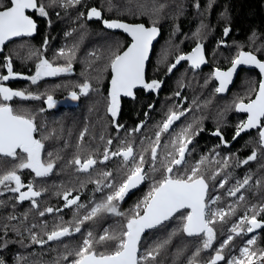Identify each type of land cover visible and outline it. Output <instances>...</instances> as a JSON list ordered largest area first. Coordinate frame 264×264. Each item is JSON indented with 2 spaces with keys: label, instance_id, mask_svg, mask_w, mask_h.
<instances>
[{
  "label": "trees",
  "instance_id": "16d2710c",
  "mask_svg": "<svg viewBox=\"0 0 264 264\" xmlns=\"http://www.w3.org/2000/svg\"><path fill=\"white\" fill-rule=\"evenodd\" d=\"M42 2L46 5L49 4V0H42ZM90 7L97 8L105 19L117 17L130 22H141L147 26L159 27L160 39L154 46V53L157 55L159 65L153 59L149 63L151 70L158 69L156 72H159V76L165 72L175 55L191 49L198 39L206 41L207 49H211V62L219 67L228 65L230 60L244 49L255 53L259 58H264V0H81V4L74 7H60L58 4L49 7L48 17H41L38 20L37 41L28 44H32L34 47L43 40V33L47 34L48 40L50 35L52 42L66 40L70 46L68 53L74 51L73 72L41 79L37 84L28 82L26 87L42 96L49 94L59 96L57 88L70 92L74 90L78 82L82 83L84 80L90 83L92 89L87 95L80 98L79 103L72 109V114L67 113L68 123L71 122L72 131L75 132L69 138L75 137V139L71 141L69 138L53 140L51 136L41 139L45 146L41 153L42 161L47 162L50 159L55 161L52 173L46 177L38 178L29 169L17 170V174L21 176L25 185L33 183L37 190H43L42 195L36 198L40 205L39 210L33 209L28 200L22 203L18 202V193L8 191L3 185H0V261L3 264H71L75 256L68 255L66 260L64 256L79 248L88 231L93 232L95 240L104 234L105 229L117 234L121 232L127 217L134 213L135 206L144 199L153 184L163 178L164 171L160 164V159L163 157H161L156 163H159V170L147 172L149 173L148 179L142 189L136 192L133 198L130 197L123 203L118 202V210L124 213V216L101 213L96 219L85 222L81 227V232L73 231V235L64 237L61 241H51L43 246L33 243L31 239L32 234L35 233L39 238L46 240L45 231L53 230L57 224L74 230L75 222L88 214L96 204L102 202L111 191L105 188L104 184L108 182L119 184L127 175V168L124 166L123 160L119 162L120 166L116 172L108 171L112 173V177L107 179L101 175L105 172V168L99 163L100 159L88 172L77 171L78 166L70 163L82 152L86 153V156L83 157L86 159L92 151H98L95 144L90 142V136L95 139V134L97 136L99 130L103 129L99 119L103 103L100 96L107 94L109 70L106 66L109 63L111 51L115 50L117 45H120L121 51L127 42V37L123 33L108 31L102 27L99 21L87 19L85 10ZM81 13L84 15L82 16ZM47 22L50 26L46 25ZM225 28H229L230 31L224 37ZM67 29L70 31L68 37L63 34ZM215 37H224L226 45L213 43ZM27 51L28 49L24 48V53H22L21 48L15 44L6 48L3 56L6 55L11 59L13 71L27 70V67H35L40 60L39 57H34L32 52L28 53ZM53 62L55 64L67 63V57L63 56ZM6 64V58L1 57L0 73H7ZM206 70L205 72H193L185 65L179 66L174 73L165 78L163 87L157 96L139 92L136 102L124 100L119 116L128 126L135 120H140L144 122V127L148 128L150 122L158 114L162 115L163 113L162 117H166L167 111H164V107L168 101L175 98L176 91L181 89L185 91L189 86L204 82L209 76L211 77V69ZM249 80L250 75L243 74L237 78L235 84L240 85ZM16 82L12 81L10 85L21 87L17 84L19 82ZM0 84L11 87L1 80ZM97 87H101L100 90H96ZM37 104L34 100H29L24 108H17L14 104L13 108L24 114L34 115ZM45 115L48 123L51 114L46 113ZM64 117H66L64 114L57 117L58 125L61 128L64 127L61 124V119ZM84 117L89 120L92 129L84 133L83 140H81L79 131L82 126L75 129ZM35 120L37 119L35 118ZM120 136L121 138L127 137V130L122 129ZM170 143L171 138L168 137V134H162L163 156L169 147L165 148L164 145ZM151 144L150 140L139 152ZM105 147L111 151V145L106 143L103 151ZM17 151L19 155H23L19 153V150ZM49 152L53 154L52 157L48 156ZM18 163L19 160L0 156V175L12 170ZM97 180L101 181L100 191L96 190L95 181ZM14 186V183L10 185V187ZM21 191H27V187L22 188ZM210 192V195L217 192L220 197V200L213 204V208L222 207L228 210V194L218 188L210 190ZM65 193L70 194L69 199L78 196L80 198L78 204H82L84 207L79 209L75 205L70 208L65 207L66 202L63 198ZM262 194L264 196V191ZM250 204V201L239 202L237 207L246 209ZM47 207L61 209V211L46 213L41 217L39 211ZM240 214H242L241 210L235 208V214L230 215L227 222H218L215 225L217 237L213 242V247L202 250L200 255L195 257L200 264H205L211 256L215 255L214 249L219 248L223 240L231 234L229 229L233 224H236ZM10 216H15L16 219L10 220ZM5 225H7V230H5ZM182 227L183 220L178 213L156 229L143 234L138 256H143L146 251L158 244H163V247L159 248V254L155 260H141L140 264H189L196 249L202 247V239L186 237ZM246 237L244 235L235 237L229 248L224 251L226 259L238 252ZM256 241L253 248H264V234L256 238ZM95 248L97 252L110 253L115 250V243L109 241L105 244H96ZM224 263V261L219 262V264Z\"/></svg>",
  "mask_w": 264,
  "mask_h": 264
},
{
  "label": "snow or ice",
  "instance_id": "6c2138e0",
  "mask_svg": "<svg viewBox=\"0 0 264 264\" xmlns=\"http://www.w3.org/2000/svg\"><path fill=\"white\" fill-rule=\"evenodd\" d=\"M57 4L60 7H74L81 4V0H49L48 5L43 3L42 0H7V4L4 3V0H0V46L14 37L32 36L35 33L37 25L32 16L28 14V10H33L41 17H48V8ZM161 7L163 6L161 5ZM81 15L83 16L84 14L81 13ZM101 16L102 13L95 7L91 8L87 13V17L90 20L94 17L100 19ZM103 24L108 29H122L123 32L131 37V43L125 50L120 51V45H117L115 50L111 51L109 63L106 66L111 72L107 112L115 121L120 110L121 96L133 97V90L138 86L146 90H155L161 87L162 82L160 81L152 80L150 83L145 81V62L148 59L152 41L158 35V29L155 26L146 27L142 23L129 24L119 20L105 19ZM229 31V28H225L224 35L227 36ZM46 44L47 41H45ZM57 56H66L67 63L65 65H57L46 58H41L36 65L35 75L22 78L30 79L32 84H36L45 77H56L61 74L71 73L74 51L66 53L64 49H61ZM181 61H189L193 68H199L206 63L203 45L197 43L190 54L179 55L175 63L168 67V72L176 68ZM231 64L232 66L227 71L216 69L213 73L214 78L219 81V86L215 89L217 93L226 91L239 65H254L261 74H264V61L260 60L252 52L240 51L231 61ZM5 66L7 67V75L0 76V80L8 81L10 78L20 76V74L13 71L10 58H7ZM76 87L79 92L73 90L69 93V98L72 101H78L81 95H87L91 89V85L88 82L76 85ZM176 95H179V92ZM14 97L36 100L41 98L40 95L13 90L0 84V156L19 160V163L14 165L12 170L0 175V185H3L8 191L18 193V202L22 203L28 200L31 202L33 209L39 210L40 205L36 198L42 195L43 190H37L33 183L25 185L21 176L17 174V170L29 169L36 177L42 178L52 173L55 161L51 159L47 162L42 161L41 153L45 146L41 139L35 138L34 134L38 131L35 116L24 114L14 109L8 103ZM45 103L48 109L55 108L57 105V101L50 94L47 95ZM235 109L238 112L246 113L247 119L237 126L233 139L239 137L242 132L256 128L259 129V143L264 148V79L259 82L255 98L247 103L241 100L235 104ZM40 111L43 112L45 109L42 108ZM186 111H190V109L169 111L167 118L160 126V130L155 133V140L150 145V160H147L144 155V152H148L149 149H144L137 155L132 143L121 141L123 146L111 152L108 147H105L103 159L100 163H104L112 157H122L123 164L127 168L126 178L119 184H114L113 182L105 183L104 187L111 191L102 202L96 204L88 214L75 222L74 230L57 224L53 230L45 231L46 240L39 238L37 234L33 233L31 236L33 243L43 246L51 241H61L64 237L73 235V231L75 233L81 232V227L85 222L96 219L101 213L124 216V213L118 210V202L123 201L130 190L137 188L148 179L145 169L146 163L149 164L150 171L156 172L159 170L156 167V163L159 158L158 149L161 147V135L162 133H167L172 125L185 115ZM115 126L117 130L123 127L119 124ZM142 126V124L138 125L132 131H140ZM200 131H203V129L193 130V125L188 124L171 140V148L173 150L168 151L160 159V164L164 171L163 178L156 181L144 199L135 206L134 213L127 217L121 232L117 234L105 229L104 234L100 235L98 240H95L93 232L88 231L79 248L65 255L64 259L66 260L68 255H74L75 259L72 260L71 264H140L141 260H155L159 254V248L163 247V244H158L151 250L146 251L143 256H138L142 235L147 229L162 225L179 213L183 220L182 231L189 237L202 239V247L197 248L193 258L189 260V264H200L195 257H198L202 250L213 247V242L217 237L215 225L218 222H227V218L235 214V208L231 205H229L228 210L222 207L216 209L211 207V205L220 200V197L209 196V184L205 175L201 173V166L207 162V157H202L190 169L185 167L187 163L186 154L190 151L189 145L192 144L193 138L199 135ZM213 134L219 136L222 143L226 144L219 128ZM83 137L84 133H81L80 139L83 140ZM47 138L44 137V139ZM103 139L104 137L101 136V140ZM112 143L111 139L107 140V145ZM164 147L167 148L168 145H164ZM17 150L23 155H19ZM52 155L51 152L48 153L49 157H52ZM256 158L257 154L253 151L242 163L247 164ZM227 160L228 158H225L223 161L225 168L228 166ZM70 163L78 166L77 171L88 172L94 168L97 160L89 155L83 161L80 157H76ZM216 163H220V161H216ZM101 175L105 179L112 177L111 172H103ZM219 175L220 173L217 171L213 173L210 179L215 180ZM250 180L251 176H248L243 181H238L235 187L228 189L227 194L236 196L241 189L249 185ZM13 183L15 186L10 187ZM95 183L97 184L96 190L100 191L101 181L97 180ZM227 183V178H224L220 181L219 187L224 188ZM256 184L259 186L260 181H257ZM24 187H27V191H21ZM69 195V193L64 194L65 207L70 208L73 205L77 209L84 207V205L78 204L80 199L78 196L69 199ZM244 199L243 195L239 197L241 201ZM54 211H61V209L47 207L39 211V215L43 217L46 213L51 214ZM251 211L253 213L251 216L245 214L240 218L239 223L233 224L229 229L231 234L223 240L219 248L214 249L215 255L211 256L205 264H219L221 261H224L225 264H264V248L257 249L252 247L257 243L255 236L249 238L245 245L240 248L239 257L226 259L224 254L225 249L229 248L235 237L254 233L257 229H264V219H258V216L264 213V206L259 210L253 206ZM9 219L15 220L16 217L10 216ZM5 230H7V225H5ZM109 241L115 243L114 251L110 253L96 251V244H105ZM0 264H3V262L0 261Z\"/></svg>",
  "mask_w": 264,
  "mask_h": 264
},
{
  "label": "flooded vegetation",
  "instance_id": "af4514ba",
  "mask_svg": "<svg viewBox=\"0 0 264 264\" xmlns=\"http://www.w3.org/2000/svg\"><path fill=\"white\" fill-rule=\"evenodd\" d=\"M4 3L7 4V0H4ZM91 8L93 7H90L87 10H85V17L87 19H88L87 13ZM28 14L32 16L33 20L35 21L37 25L35 33L32 36L16 37L14 39L9 40L3 46V51L0 54V59L1 57H3V59L6 58L7 60V56L6 55L3 56L4 52L6 48H9L10 46L15 45V44H17V46L21 48L22 53H24V48H27L28 49L27 52L28 53L32 52V55H34V57L37 56L39 57V59L46 58L51 62H53V60L55 59H61L63 57L62 56L61 58H59L57 56V53L61 49H64L65 52L68 53L70 46L69 44H67L66 40L64 42H58V41L52 42L50 40V35H49V40H48L47 34L45 35L44 33L42 34L43 40L38 42V44L34 45V47L32 46V44H28L36 40L37 33L39 30L38 20L41 19V16H39V14L34 12L33 10H28ZM107 19H121V18L107 17ZM91 20L99 21L100 24L102 25L100 19H97L94 17ZM121 20H125V19H121ZM46 25L50 26L49 22H47ZM69 33L70 31L69 29H67L63 34L64 36H67ZM116 33H121V32H116ZM224 37H215L213 43H218L222 46L226 45L225 44L226 41L224 40ZM159 39L160 37L155 41V43L153 44L151 48L150 57L147 63L145 81L149 83L152 80L160 81L162 82L161 87L155 90H146L143 87H140L134 90V96L131 98L121 96L120 110L114 121L111 115L107 112L108 93H109V79H108L107 94L100 96L102 97L103 103L101 104V112H100L99 119L102 122L101 126L103 125L102 126L103 129L99 130L97 136L95 134V139L94 137L90 136L91 137L90 142L95 144V146L98 148V151H92L90 155L93 156L96 160L100 159L99 160V163H100V161L103 159V153H104L103 147L107 143L108 139H111L113 141V143L111 144V151H116L117 148L123 146L121 144V141H124L126 143L133 144L135 154L141 153L139 151L142 150L150 140H151V143L155 140V133L160 130V126L162 125L163 121L167 118V115L170 110L181 111L185 109H190V111H186L185 115L182 116L180 120L176 121L172 125V127L169 129L167 133H162V134H168V137L171 138L172 140L176 136V134H178L188 124L193 125V130H197L200 128L203 129V131L199 132V135H196L193 138L192 144L189 145L190 151L189 153L186 154L187 163L185 167L190 169L192 166H195L197 162L201 160L202 157L208 158L207 162L201 166V173L205 175V178L209 184V196L211 197L218 196V193L214 192L212 195H210L211 193L210 190L213 191L215 190V188H218L227 194L228 189L235 187L238 181H243L245 177L251 176L249 185L241 189L240 192H238L236 196L228 195V199H229V201H227L228 207L229 205H231L234 208L240 209L242 212V214L238 216V219L236 221V223H239L240 218L243 217L245 214L249 216L253 214L251 211L253 206H255L257 210H259L262 206H264V196L262 194V191H264V148H262L259 143V134H258L259 129L254 128V129L242 132L239 137H236L235 139H233L237 126L242 121H245L247 119L246 113L236 111L235 104L240 102L241 100L247 103L249 102V100L255 98L256 92L258 90L259 82L261 80L260 74L255 69L240 68L235 77V80L233 81L232 85L227 89V91L223 93H217L215 89L219 85H218V81L214 78V75H213L214 69L215 68L226 69L231 64V61L238 55V53L241 50L236 54V56H234L230 60L228 65L219 67L217 65L212 64L213 62H211L212 61L211 60V49H207L206 41L198 39L196 41V44L191 49L181 54L175 55L172 61L170 62V64L168 65V67L172 63H175V60L179 55H182V54L185 55L191 52L196 47L197 43H203L204 45L203 47H204V52H205V58L207 61L204 66L196 69L191 66L189 61H181L176 66V68H174L171 72H168V67H167L165 72L159 76L158 75L159 72H156L158 70L157 68L154 70H151L149 67V63L152 61V59L155 63L158 64L157 55L156 53H154L155 51L154 46ZM45 41H47L46 45H45ZM129 42L130 40L127 37V42L125 46L121 49V51L128 45ZM65 64L66 63H61L57 65H65ZM181 65L182 66L185 65L188 69H190V71H193V72H201V71L205 72L206 69H207L206 71H209L211 69L212 75L211 77L209 76V78L204 82L197 81L198 84L189 86L187 90L185 91H183L182 89L180 91H176L174 94L175 98L173 100L168 101L167 105L164 107V111H167L166 117L164 118L162 117L163 113L162 115L158 114L156 117L153 118L152 122H150V124L148 125V128L144 127L145 126L144 122H141L140 120L139 121L135 120V122L131 123L130 126L126 125L122 121L121 117L119 116L124 100L126 101L133 100L134 102H136L137 95L139 92L157 96L163 87V82L165 78L167 76H170L172 73H174V71ZM73 68L74 66L72 63V72H73ZM108 70H109V78H110L111 72H110V69ZM35 71H36V65L35 67L33 66L27 67V70L20 69V70L14 71L15 73L20 74L19 77L10 78L8 81L1 80V82H4L10 85L12 81H17L19 83L17 82L16 83L18 85H21V87H12L10 85L11 86L10 88H12L13 90L24 91L26 93H32L34 95H40L41 98L39 100H36V99H21L19 97H14L8 103H10L12 107L14 104L17 108H20V109L24 108V106L29 103V100H34V102L38 103L37 108L34 109V113H33L34 114L33 116H35V118L37 119L35 120V123L37 125L38 131L34 134L36 139H42L47 136H51V139L53 140H60L61 138L68 139L69 136L74 134L75 132L73 133L72 131L71 122L68 123L67 113L72 114V109L76 107L80 99L78 101H72L69 98V93L71 91L66 92L65 90L63 91L60 88L58 90L57 88V91H59L58 92L59 96H55V95L53 96L54 99L57 101V105L55 108L48 109L45 103L47 96H42L40 93L30 91L26 87V85L28 82L32 83L31 80L22 78V77H31L35 75ZM243 74H246L247 76L250 75V80L240 85H236L235 82L237 78ZM4 75H7V73H0V76H4ZM61 75H64V74H61ZM45 78H49V77H45ZM84 82L85 81L82 80V83ZM82 83L78 82L76 85H79ZM4 86L9 87L8 85H4ZM100 88L101 87H97L96 90H100ZM91 89H92V86H91ZM74 90L79 92V89L76 86ZM177 92H179V95H176ZM82 96L83 95H81L80 98H82ZM42 108L45 109V111L41 112L40 109ZM46 113L51 114V117L48 123L46 120V115H45ZM61 114H64L66 116L61 119V124L64 126L63 128H61L58 125V119H57V117L60 116ZM116 124L122 125L123 127L117 130L115 126ZM141 124L143 126L140 129V131L138 132L132 131L138 125H141ZM79 127H81L79 131L80 134L86 133L88 130L92 129V127L89 125V120L86 117L83 118V120L80 122L79 126H77L75 130L79 129ZM218 128L220 132L222 133L223 139L224 141H226V144L222 143L221 138L219 136H216L213 134ZM122 129L127 130V137L121 138L120 134H121ZM101 136L104 137L103 140H101ZM73 139H75V137L69 138V141ZM168 146L169 147L167 148L166 153L168 151L173 150L171 148V143ZM145 149H149L148 152H144V155L146 157V155L148 154L146 159L150 160V146H147ZM253 151L256 152L257 158L255 160L249 161L247 164H243L242 161L247 159V157L250 156ZM158 153H159V158L164 157L161 147L158 149ZM84 156H86L85 152H82V154L77 155V157H80L82 161L85 160L83 159ZM225 158H228L227 160L228 166L226 168L223 166V161ZM121 160H122V157H112L108 161L104 163H100V164L105 168V172L112 170V172L114 173L118 170L120 166L119 162H121ZM216 161H220V163H216ZM156 167L157 168L159 167V163L156 164ZM145 169L149 173L152 172L149 170V164L147 163L145 164ZM217 171H219L220 175L217 176L215 180L210 179L213 173ZM149 173H147V175ZM224 178H227L228 183L225 185L224 188H220L219 183ZM146 180L143 182V184L140 187H138L134 192H132L127 198H125L123 201H120V203L125 202L130 197L133 198L134 194L138 192L140 189H142ZM257 181H260L259 186H257L256 184ZM241 195L245 197L243 201L239 200V197ZM244 201L251 202L248 208L243 209L242 207H237L239 202H244ZM211 207L213 208V205H211ZM213 209H216V208H213ZM258 219H264V213H261L260 216H258ZM262 230L263 229H257L254 233H247L246 235H244L247 237L245 239L244 244L241 245L240 247H243L246 241L253 236H255L256 238H259L262 234H264V230H263V233H262ZM186 237H189V236L186 235ZM228 259H231V258H228Z\"/></svg>",
  "mask_w": 264,
  "mask_h": 264
},
{
  "label": "water",
  "instance_id": "95a60500",
  "mask_svg": "<svg viewBox=\"0 0 264 264\" xmlns=\"http://www.w3.org/2000/svg\"><path fill=\"white\" fill-rule=\"evenodd\" d=\"M103 20H105V19H103ZM103 20H102V25L104 26V24H103ZM106 20H119V21H121V22H125V23H129V24H141V22H128V21H125V20H121V19H106ZM143 24V23H142ZM145 25V24H144ZM146 26V25H145ZM105 27V26H104ZM146 27H153V26H146ZM156 27V26H155ZM157 29H158V35L155 37V39L152 41V45H151V47H150V51H149V55H148V59L146 60V62H145V76H146V69H147V63H148V60H149V57H150V53H151V48H152V46H153V44H154V42L156 41V39L159 37V28L158 27H156ZM105 29H107V30H109V31H113V32H121V33H123L124 35H126L128 38H129V40H130V42L128 43V45L131 43V37H129L125 32H123V30L122 29H108V28H106L105 27ZM14 38H16V37H14ZM14 38H12V39H14ZM8 41H6L5 43H7ZM200 44H202L203 45V43H200ZM5 45V44H4ZM4 45H2V46H0V54L2 53V51H3V46ZM127 45V46H128ZM126 46V47H127ZM204 46V45H203ZM126 47L123 49V50H125L126 49ZM122 50V51H123ZM203 51H204V47H203ZM241 51H245V50H241ZM192 52V51H191ZM191 52H189V53H187V54H190ZM247 52H249V51H247ZM186 55V54H185ZM204 55H205V52H204ZM206 59V58H205ZM262 61H264V60H262ZM191 64V63H190ZM206 63H204V64H202L199 68H201L202 66H204ZM232 66V64L231 65H229L226 69H220L221 71H227L230 67ZM240 67H245V68H255V69H258V68H256L254 65H239L238 67H237V71H238V69L240 68ZM196 69H198V68H196ZM216 69H218V68H215L214 69V72H215V70ZM259 70V69H258ZM236 71V72H237ZM236 72L234 73V75H233V80H234V78H235V74H236ZM262 75V78H261V80L262 79H264V74H261ZM110 79H111V75H110V78H109V89H110ZM233 80H232V82H233ZM218 81V80H217ZM231 82V83H232ZM218 83H219V81H218ZM231 83L228 85V87H227V89L229 88V86L231 85ZM139 87V86H138ZM137 87V88H138ZM259 88V87H258ZM126 97H128V96H126ZM143 184V183H142ZM142 184H140L138 187H140ZM137 187V188H138ZM137 188H135V189H132V190H130V191H134V190H136ZM129 195V194H128ZM157 227V226H156ZM147 230H150V229H147ZM146 230V231H147Z\"/></svg>",
  "mask_w": 264,
  "mask_h": 264
},
{
  "label": "bare ground",
  "instance_id": "6f19581e",
  "mask_svg": "<svg viewBox=\"0 0 264 264\" xmlns=\"http://www.w3.org/2000/svg\"><path fill=\"white\" fill-rule=\"evenodd\" d=\"M103 19H105V18H102V16H101V18H100L101 23H102V20H103ZM143 24H144V23H143ZM102 26H103V25H102ZM146 26H147V25H146ZM149 26H154V25H149ZM103 27H104V26H103ZM156 27H157V26H156ZM104 28H105V27H104ZM158 28H159V27H158ZM106 30H107V29H106ZM159 37H160V29H159ZM159 37H158V38H159ZM158 38H157V39H158ZM157 39H156V40H157ZM154 43H155V42H154ZM245 51H249V50H245ZM249 52H251V51H249ZM252 53H253V52H252ZM253 54L256 55L255 53H253ZM256 56H257V55H256ZM257 57H258V56H257ZM258 58H259V57H258ZM259 59H260V60H264V58H263V59L259 58ZM230 65H231V64H230ZM240 68H245V67H240ZM240 68H239V69H240ZM239 69H238V70H239ZM246 69H255V68H246ZM255 70H257V71L259 72L258 69H255ZM237 73H238V71L236 72L235 77H236ZM259 74H260V78H262V75H261L260 72H259ZM234 80H235V78H234ZM234 80H233V81H234ZM260 81H261V80H260ZM232 83H233V82H232ZM232 83H231V85H232ZM218 85H219V83H218ZM231 85H230V86H231ZM230 86H229V87H230ZM258 87H259V86H258ZM138 88H140V87H138ZM138 88H136V89H138ZM134 90H135V89H134ZM134 90H133V91H134ZM109 91H110V89H109ZM226 91H227V89H226ZM226 91H225V92H226ZM257 91H258V90H257ZM124 97H126V96H124ZM127 98H131V97H127ZM250 130H251V129H250ZM247 131H248V130H247ZM134 191H135V190H134ZM134 191H130L128 194L130 195V194H131L132 192H134ZM129 195H127L125 198H127ZM167 221H168V220H167ZM158 226H160V225H158ZM158 226H157V227H158ZM157 227H155V228H157ZM155 228H152V229H155ZM150 230H151V229H150ZM148 231H149V230L145 231V233L148 232ZM145 233H144V234H145ZM142 236H143V235H142ZM141 238H142V237H141Z\"/></svg>",
  "mask_w": 264,
  "mask_h": 264
},
{
  "label": "rangeland",
  "instance_id": "374dc122",
  "mask_svg": "<svg viewBox=\"0 0 264 264\" xmlns=\"http://www.w3.org/2000/svg\"><path fill=\"white\" fill-rule=\"evenodd\" d=\"M241 248V247H240ZM240 248H239V250H240ZM238 250V252L237 253H235L232 257H239V255H240V251ZM232 257H230V258H232ZM225 264V263H224Z\"/></svg>",
  "mask_w": 264,
  "mask_h": 264
}]
</instances>
